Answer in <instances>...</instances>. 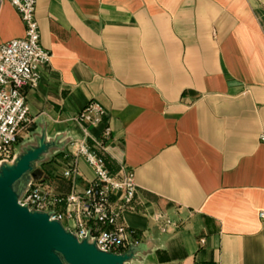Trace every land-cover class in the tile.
<instances>
[{"label":"crops","instance_id":"crops-1","mask_svg":"<svg viewBox=\"0 0 264 264\" xmlns=\"http://www.w3.org/2000/svg\"><path fill=\"white\" fill-rule=\"evenodd\" d=\"M35 14L52 59L26 90L25 148L50 144L34 174L84 190L72 143L107 125L109 169L137 183L123 264H264V0H37ZM24 34L0 0V44ZM91 100L105 122L84 126Z\"/></svg>","mask_w":264,"mask_h":264},{"label":"built area","instance_id":"built-area-1","mask_svg":"<svg viewBox=\"0 0 264 264\" xmlns=\"http://www.w3.org/2000/svg\"><path fill=\"white\" fill-rule=\"evenodd\" d=\"M9 2L20 14L25 27L23 37L0 44V161L9 160L18 142L21 126L28 118L26 90L36 88L41 78V68L49 65L52 54L40 42V28L36 18L37 0H1ZM105 108L91 100L76 115L81 125H100L105 121ZM85 136L72 143L76 157L83 158L92 168L94 178L82 191L67 194L54 192L44 180H33L20 200L32 210L51 212L52 220H59L79 240L89 238L103 251L121 253L133 242L129 227L121 222L126 211L134 209L137 193L135 174L131 170L119 175L109 169L105 155L111 129L105 126L99 137ZM264 143V133L259 136ZM65 178L79 174L75 163L63 170ZM38 178V179H37ZM264 221V209L258 211ZM166 221L163 230L171 225Z\"/></svg>","mask_w":264,"mask_h":264},{"label":"water","instance_id":"water-1","mask_svg":"<svg viewBox=\"0 0 264 264\" xmlns=\"http://www.w3.org/2000/svg\"><path fill=\"white\" fill-rule=\"evenodd\" d=\"M50 144L24 148L14 163L0 171V264H123L135 244L118 254L99 249L89 238L79 240L51 212L32 210L20 203L15 183L27 177L28 188L36 163Z\"/></svg>","mask_w":264,"mask_h":264},{"label":"rangeland","instance_id":"rangeland-1","mask_svg":"<svg viewBox=\"0 0 264 264\" xmlns=\"http://www.w3.org/2000/svg\"><path fill=\"white\" fill-rule=\"evenodd\" d=\"M30 127H31V122L27 118L26 122L21 126V129L19 131V136H18V142H17V144L13 150V154H12L11 158L9 160L0 161V171L6 164L14 163V161L17 159V157L20 155V153L23 152V149L25 148V146L27 144L26 141H28L27 139H29V138H27V135H28V131L31 129ZM39 167H41V166L39 165ZM39 167H36V169H39ZM41 175L42 174H40V176L36 175L35 178L38 177L39 179L44 180V182L47 183L46 182L47 180L44 179L43 176H41ZM26 178L27 177H22L14 185L19 199H22L28 190V181ZM64 224L67 225L66 222H64Z\"/></svg>","mask_w":264,"mask_h":264}]
</instances>
